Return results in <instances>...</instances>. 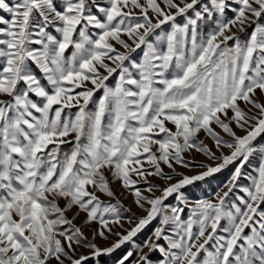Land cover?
<instances>
[{"label":"snow or ice","instance_id":"1","mask_svg":"<svg viewBox=\"0 0 264 264\" xmlns=\"http://www.w3.org/2000/svg\"><path fill=\"white\" fill-rule=\"evenodd\" d=\"M162 3L167 11L157 0H0V264H99L125 244L134 247L116 264H264V144L254 143L264 136V103L255 99L257 90L264 94V0ZM169 23L171 31L159 35ZM201 23L212 27L198 42ZM248 27L254 30L247 40L233 31ZM153 38L164 39L166 51ZM138 49L142 62L131 56ZM113 74L119 80L110 87ZM101 89L102 98L94 101ZM239 102L251 105L249 112ZM74 107L75 113L65 111ZM252 108L257 114H249ZM213 123L232 140L215 132ZM231 123L245 135H237ZM201 131L230 154L216 157L197 139ZM65 144L73 145L71 151H62ZM193 149L222 163L194 176L178 173L181 178L159 196L135 188L133 175L171 181L161 163L187 167L183 154ZM254 154L258 177L241 189L246 196L239 203H228ZM237 160L228 190L216 193L215 202L196 201L182 220L189 207L182 189ZM145 161L153 171L144 170ZM105 170L125 189H135V203L146 212L123 233L112 228H123L122 206L104 204L97 194L114 196ZM169 197L178 205L166 204ZM73 208L86 213L85 224L99 225L95 236L118 239L103 248L89 241L66 215ZM157 219L155 240L136 245L137 235ZM76 246L91 251L77 256ZM154 252L160 257L153 259Z\"/></svg>","mask_w":264,"mask_h":264},{"label":"rangeland","instance_id":"2","mask_svg":"<svg viewBox=\"0 0 264 264\" xmlns=\"http://www.w3.org/2000/svg\"><path fill=\"white\" fill-rule=\"evenodd\" d=\"M141 3L144 2V0H140ZM158 3L161 4L162 8L166 9V6L162 3V0H157ZM179 2V0H177ZM209 0H202V3H208ZM199 8V5L197 6ZM127 11V9H125ZM95 11V10H94ZM134 13L137 15H140V9H133ZM174 11V10H173ZM0 14H3L0 12ZM6 15V14H5ZM149 15L152 16L153 13L151 11L149 12ZM194 14L191 12V10L188 13V16H193ZM227 17H232L233 13L231 11H228L226 13ZM178 21L183 24L186 22V20L183 17H178ZM212 25L210 23H201L200 27L198 28V42L205 38L206 34L211 30ZM163 30L158 29L157 33L161 36H164L166 33L171 31L170 23L162 26ZM254 29L252 27L246 28V31L243 33L238 32L236 29H233L234 32L237 33V35L241 36L242 40H247L249 38V34ZM95 31V30H94ZM55 34V33H54ZM123 39H125L129 44L132 43V41L127 36H122ZM154 40V43L158 45L159 50L166 51V41L164 39L161 40ZM114 43V42H113ZM229 46H234L233 42L229 41ZM115 47L118 49V51H126L122 46L116 44ZM73 49H69L66 53L67 56L71 55V52ZM189 51H190V45H189ZM132 58L136 62H142L143 58V52L141 50H137L136 52L131 54ZM106 63H109L111 65V61H106ZM128 63L127 61L125 62ZM33 71L38 75L41 76L42 74L39 73L38 69L33 66ZM100 72L104 75H107V73L100 69ZM169 72H173V69H169ZM119 77L117 74H113L109 80L106 82L110 87H115V85L118 83ZM43 82V81H42ZM86 87L92 88L93 85L90 82H85ZM162 87V85H157ZM82 89H76V91H81ZM103 96V90L101 89L98 91L95 96L93 97L94 101H98ZM35 99V97H33ZM255 99L258 100V102L264 103V94H261L259 90H257V94ZM240 107L245 111L249 112V109L251 108V105H247L244 102H239ZM89 108L93 109L95 108V104L90 103ZM66 112L75 113L78 111L77 108H71L66 109ZM250 115L257 114V110L252 108ZM232 113L229 111V116H231ZM222 119H225V122H228L226 118L223 116ZM166 126L171 128L173 131H175V128L171 123L166 122ZM212 128L215 132H217L224 140H232V137L229 136L227 133L223 131L222 128H220L219 125L213 123ZM233 130L237 133V135L243 136L245 135V132L242 131L239 127L236 126L235 123H231L230 125ZM164 134L161 133L159 136L155 137L156 139H159ZM197 139L199 141H202L204 145H206L208 148L211 149V151L215 154L216 157L222 158L223 155H229L231 150L228 148H222L218 149L216 147L215 141L212 139L211 136H209L206 132L201 131ZM257 145L264 144V136L258 137L257 140L254 142ZM73 145L72 144H65L62 145V151H71ZM153 151H156L155 146H153ZM147 154H145L146 156ZM184 159L187 162L188 166L185 167L181 164H174V168H169L167 165L161 163V168L163 169V172L167 175L173 176V179L171 181L161 178L158 175H148L147 176V182H145L143 179H141L138 176L133 175L132 179L137 180L138 183L135 185V188H139L143 195L152 197V196H159L161 194L160 189L166 187L169 184L176 183L181 177L178 175V173H183L187 176H194L197 174L202 173L203 171H206L207 166H218L220 163H222V159H211L209 156L205 155L203 152L196 151V150H189L186 151L184 154ZM241 163L240 160H237L233 162L232 164H229L221 169L220 172L213 174L210 177H206L202 181H196L192 185L186 186L184 189H182L184 195L187 197L189 201V207L185 208L184 213L181 215V219L184 221H187V219L191 216V207L194 205V203L201 199H209L213 202L216 201V193L223 194L224 191H227L228 188L226 185L229 184V181L231 180L232 175L235 172V169L239 166ZM258 166H259V156L258 154H254L252 157L249 158V161L244 164V167L241 169V178L236 181V184L238 185L237 188L233 189V192L230 193L228 198V203L236 202L239 203V197L246 196V194L241 190L244 187H251L253 183V178L258 177ZM143 168L146 172L153 171V166L145 161L143 164ZM105 175L109 179V187L114 193V196H108L106 193H97L100 197V199L104 202V204H118L121 205V214H122V220L121 223L123 224V228L118 226H112L113 232H125L127 229H130L131 227L135 226L137 220L134 217H143L146 215V212L139 208L138 205L135 203V196H134V188L125 189L121 182L118 180H114L111 176V173L108 170H105ZM150 185H155L156 187L153 188L152 192H148L147 188ZM230 186V185H229ZM91 190V189H90ZM166 204H170L173 206L178 205V200L175 197H169L166 201ZM61 206H64V201H60ZM182 206V205H181ZM148 205L145 204V208H147ZM262 208H264V205H261ZM130 210V211H128ZM79 213V214H77ZM68 219L72 220L73 224L76 227H80L84 233V236L87 237L89 241H93L96 244H98L100 247H108L111 246L113 242H115L118 237L115 235H110L106 233V235H109V238L107 240H104L98 236H95V230L99 227V225L96 222H93L91 224H85L86 220V213L79 211L78 208H73L72 210L68 211L66 213ZM129 219H132V222L129 223ZM225 221H221V226H223ZM161 226L159 223V219L153 221L149 226H147L140 234L137 235L135 238V244L136 245H143V243L148 240L149 238L155 240V237L153 236L154 229L156 227ZM67 227V226H64ZM196 230V227H194V231ZM248 230H246L247 232ZM168 234H173L171 231V227L169 228ZM218 234L220 233L218 230ZM159 243L164 244L166 246V241H159ZM132 244H125L122 246L121 249H118L115 253L111 254L110 256H103L99 259V264H116V261L126 252L133 249ZM90 249L83 247V246H76V254L79 255H89ZM144 252H148L147 248L143 249ZM153 259H156L157 257H160L159 252H154L150 254ZM204 254L202 253V256ZM50 264H56V262L53 260L50 262ZM65 264H69V262H65ZM91 264H96V261H91Z\"/></svg>","mask_w":264,"mask_h":264},{"label":"trees","instance_id":"3","mask_svg":"<svg viewBox=\"0 0 264 264\" xmlns=\"http://www.w3.org/2000/svg\"><path fill=\"white\" fill-rule=\"evenodd\" d=\"M89 264H91V261L89 262Z\"/></svg>","mask_w":264,"mask_h":264}]
</instances>
